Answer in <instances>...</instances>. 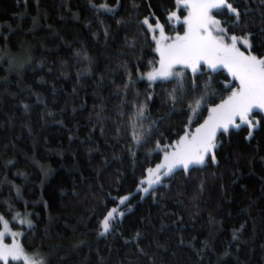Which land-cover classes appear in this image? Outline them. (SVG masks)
Wrapping results in <instances>:
<instances>
[{
	"label": "trees",
	"instance_id": "obj_1",
	"mask_svg": "<svg viewBox=\"0 0 264 264\" xmlns=\"http://www.w3.org/2000/svg\"><path fill=\"white\" fill-rule=\"evenodd\" d=\"M227 1L240 16L214 11L224 33L250 34L264 58V0ZM177 7L0 0V230H16L37 264H264L261 110L255 127L221 130L203 164L140 189L163 148L235 86L205 66L145 77L159 55L143 22L169 28Z\"/></svg>",
	"mask_w": 264,
	"mask_h": 264
},
{
	"label": "snow or ice",
	"instance_id": "obj_2",
	"mask_svg": "<svg viewBox=\"0 0 264 264\" xmlns=\"http://www.w3.org/2000/svg\"><path fill=\"white\" fill-rule=\"evenodd\" d=\"M191 7L195 11L189 13L188 31L184 36H177L173 43L158 49L161 67L148 73V79L155 80L158 77L167 78L178 75L172 71L173 66L178 64L189 66L195 72L198 70L200 62L204 61L211 68H216L217 65L227 67L229 72L239 79L240 87L227 101L211 110L212 114L208 120L196 130L197 135L193 136L191 140L186 137L182 138L177 150L165 156L163 164L158 165L155 170H148L150 178L147 183L150 186L160 180V169L162 168H166L163 175H167L176 166H183L187 169L191 164H203L205 155L216 147L214 138L217 129L227 131L229 125L239 127L235 124L237 117L242 122L248 123L249 126H254L253 121L248 119V113L252 111L253 107L264 108V58L245 55L237 47L239 41L247 51H250V34H245L242 37L232 35L230 44L224 42L223 36L213 35L214 29L218 33H223L226 30L216 27L220 22L213 19L210 12L226 7L235 14L238 21L240 16L238 10L227 3V0H200L199 3H195ZM143 23L152 28L147 18ZM156 27L160 29V41L167 40L168 37L164 36L163 28L160 25ZM196 104L199 106V101ZM213 161L215 162L214 156ZM144 191H148V189L145 188ZM127 199L128 197L121 198L120 203L123 204ZM117 211L115 208L108 211L101 222V234L109 231L110 221L115 217ZM120 214L122 215V213ZM9 257L13 260L23 259L26 264H37V261L27 256L17 244L0 247V259L7 260Z\"/></svg>",
	"mask_w": 264,
	"mask_h": 264
},
{
	"label": "rangeland",
	"instance_id": "obj_3",
	"mask_svg": "<svg viewBox=\"0 0 264 264\" xmlns=\"http://www.w3.org/2000/svg\"><path fill=\"white\" fill-rule=\"evenodd\" d=\"M200 0H178V7L177 9L175 10V15H172L171 16V24L172 26H170L169 28H166V25L160 21V20H157L155 22H148L149 24L152 25V28H150L151 32L153 33L154 35V39H155V42H156V51L158 52V55H159V63L152 67L151 69H149L146 73H145V77L148 78L147 74L154 71V70H158L160 69V52L158 51L159 48L167 45V44H170V43H173L175 38L177 36H184L185 33L188 31V23H187V20L189 18V13H192L194 12L195 10L191 7V5L195 4V3H199ZM228 3V1H227ZM217 10V9H214L210 12V16L219 21L220 24L217 25L216 27H219V28H223L222 26V22L220 20V18H218L216 16V14L214 13V11ZM157 25H160L162 28H163V33H164V36L168 37L167 40H164V41H160V29L157 28L156 26ZM213 35L216 36V35H220V36H223L224 38V42L227 43V44H230L231 43V40H230V37L231 36H228L227 34H225L224 32L223 33H218L215 31V29L213 30ZM157 41H160V43H157ZM237 47L239 48V50L241 52H244L245 55H254L252 54L250 51H247L245 49V46H243L239 41L237 43ZM255 56V55H254ZM257 57V56H256ZM259 58V57H257ZM205 66L209 69H212V70H216L218 68H224L227 70V72L231 75L232 77V80L235 82V86L233 88V90L230 92V94L228 96H226L224 99H222L221 101H219L218 103L214 104V105H211L210 106V109H209V113L207 114V116L204 118V120H202L200 123H197L196 125L192 126V127H189L182 135L180 138H178L176 141H174L172 144H170L168 147H164L163 148V154H162V158L159 162H157L155 165L151 166L149 169H152V170H155L157 168L158 165L160 164H163L165 162V156L167 154H170L172 152H175L177 150V146L180 144L182 138H187L188 140H191L193 136L197 135V129L201 128L202 125L205 124V122L208 120L209 116L212 114L211 110L213 108H216L217 106L223 104L225 101H227L229 99V97L232 96L233 92H236L239 90V87H240V81L238 78L234 77L232 75L231 72H229L228 68L227 67H224L223 65H217L216 68H211L206 62L204 61H201L200 62V65L198 67V70L199 71L200 69H202V67ZM185 69H189L191 71L192 68L189 67V66H185V65H174L173 66V69L172 71L174 73H178V75H180L181 73L184 72ZM194 72V71H193ZM196 72V71H195ZM176 75H173V76H170V77H167V78H163V77H158L157 79H168V78H172V77H175ZM155 79V80H157ZM150 80V79H149ZM255 110H261L263 113H264V108H260V107H253L252 111L248 113V119L253 121L254 123V126H251L252 128L255 127L257 125V122H256V119L254 118L253 116V113ZM193 120V118H192ZM235 124L242 126V125H245V124H248V123H245V122H242L238 117L236 118V121H235ZM231 127H236L235 125H229V128ZM228 128V129H229ZM223 129H217L216 131V135H215V138H214V143L216 145V138H217V134ZM215 148L212 149V151L208 154L205 155V159H204V162L207 160L208 156L210 155H214L215 153ZM192 165H198V164H191L189 165L192 166ZM178 168H184L183 166H176L175 168H173V170L171 172H169L167 175L171 174L174 170L178 169ZM147 170V173L145 175L144 178H142V182L140 184V189H142V191L144 193L148 192L152 187H154L155 185L159 184L162 179L167 176V175H163V173L166 171V168H162L160 169V173H161V178L158 182L152 184L151 186L147 183V180L150 178L149 177V171ZM147 188L148 191H144V189ZM0 247H3L4 245H8V246H11L13 244H17L19 245L22 249V245H21V242H20V235H18L17 231L16 230H10L8 228H2L0 230ZM24 250V249H23ZM24 253L29 256V254H27L25 251ZM30 257V256H29ZM11 257H9L8 259H10ZM7 259V260H8ZM2 261H7V260H3V259H0Z\"/></svg>",
	"mask_w": 264,
	"mask_h": 264
}]
</instances>
